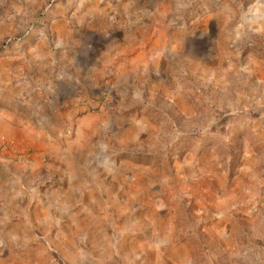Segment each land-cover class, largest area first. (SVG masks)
Masks as SVG:
<instances>
[{
  "label": "rangeland",
  "instance_id": "374dc122",
  "mask_svg": "<svg viewBox=\"0 0 264 264\" xmlns=\"http://www.w3.org/2000/svg\"><path fill=\"white\" fill-rule=\"evenodd\" d=\"M134 1L0 0L44 96L38 128L0 120V264H264V0Z\"/></svg>",
  "mask_w": 264,
  "mask_h": 264
},
{
  "label": "crops",
  "instance_id": "0c3cea01",
  "mask_svg": "<svg viewBox=\"0 0 264 264\" xmlns=\"http://www.w3.org/2000/svg\"><path fill=\"white\" fill-rule=\"evenodd\" d=\"M127 6L133 8L135 1L127 0ZM135 26V30L142 31L143 26ZM109 37L99 45L100 52H106L110 55H118L120 48L125 46L124 43H129L137 38V34L126 33L115 27L109 29ZM107 32V33H108ZM19 55H5L0 59V120L21 118L28 121L26 110H34L44 102V96L40 93L38 79L30 76V66L21 62V59H27L29 63H35L39 67V60L42 57L40 53V41L34 42L32 38H28L21 45ZM43 52V50H42ZM25 62V61H24ZM3 124V123H1ZM0 124V125H1ZM41 121L27 122V126L40 125ZM37 134H43L44 131L36 129ZM0 173H3L1 170ZM5 175H0V251L5 253L10 248L9 237H18L13 235L12 229L9 228L11 219L10 211L18 205H22L25 201V196L20 191V188L11 182ZM57 249L55 248V251ZM58 252H60L58 250ZM55 259V258H54Z\"/></svg>",
  "mask_w": 264,
  "mask_h": 264
}]
</instances>
